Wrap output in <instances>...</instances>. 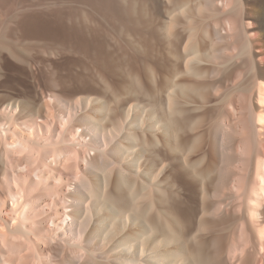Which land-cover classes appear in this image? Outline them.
I'll use <instances>...</instances> for the list:
<instances>
[{
    "label": "bare ground",
    "instance_id": "1",
    "mask_svg": "<svg viewBox=\"0 0 264 264\" xmlns=\"http://www.w3.org/2000/svg\"><path fill=\"white\" fill-rule=\"evenodd\" d=\"M0 264H264V0H0Z\"/></svg>",
    "mask_w": 264,
    "mask_h": 264
},
{
    "label": "rangeland",
    "instance_id": "2",
    "mask_svg": "<svg viewBox=\"0 0 264 264\" xmlns=\"http://www.w3.org/2000/svg\"><path fill=\"white\" fill-rule=\"evenodd\" d=\"M66 60L64 59V61L63 62H65ZM65 63H67V62H65ZM64 64V63H63Z\"/></svg>",
    "mask_w": 264,
    "mask_h": 264
}]
</instances>
